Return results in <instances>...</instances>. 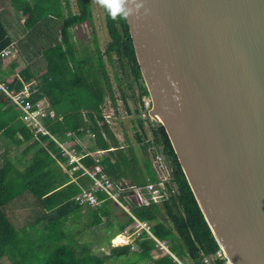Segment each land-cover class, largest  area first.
<instances>
[{
  "label": "water",
  "instance_id": "water-1",
  "mask_svg": "<svg viewBox=\"0 0 264 264\" xmlns=\"http://www.w3.org/2000/svg\"><path fill=\"white\" fill-rule=\"evenodd\" d=\"M126 6L149 113L219 248L229 264H264V0Z\"/></svg>",
  "mask_w": 264,
  "mask_h": 264
},
{
  "label": "trees",
  "instance_id": "trees-1",
  "mask_svg": "<svg viewBox=\"0 0 264 264\" xmlns=\"http://www.w3.org/2000/svg\"><path fill=\"white\" fill-rule=\"evenodd\" d=\"M75 3L77 13L70 12L66 17L58 15L61 19L59 34L55 37L52 47L43 49L42 56L46 66L40 74L39 84L32 85L33 81L30 80L32 66L24 65L20 70L21 78L13 79L12 87L8 86L18 91L28 83L34 88L33 90L30 88V92L33 91L31 93L33 100L41 98L48 100L50 107L62 115L61 119L48 123L50 131L60 139L63 138L65 130L73 131L76 136L84 132L83 129H78L85 127L81 110L86 111L90 119L88 127L94 132L96 147L107 149L109 145L105 142L102 132L104 134L105 131L107 136L111 133L100 111L103 95L102 89L98 86L100 79L97 77L96 68L91 67L87 58L83 61L85 66L82 68L75 67L70 71L67 64V58L71 60L73 57L68 44L69 28L84 21L92 24L89 0H75ZM103 12L109 36L103 54L113 67V78L124 107L134 116V139L142 152L148 153L149 146L159 147L171 167L172 178L169 181L175 186L176 191L161 199L159 204L150 202L148 205L132 203L126 198V193H121L120 201L128 208V212L120 208L119 215L115 214L118 207L116 203L102 192L95 193L100 201L98 205H79L74 201L73 196L89 186L88 176L82 170H74L69 175L67 169L72 165H62L66 159L61 155L58 145L47 137L33 138L29 129L18 118V111L0 92V137L4 136L15 148L23 146L21 156L27 160L23 168L17 169L7 158L6 151L3 152V161L1 160L0 164V257L10 258L15 264H21L25 258H29L27 264H38V262L39 264H101L102 260L92 254L85 243L81 244L73 240V234L65 230L67 223L77 222L81 217L85 220L84 228L93 231L112 230L110 234L112 237L125 227H132L134 225L132 216H134L140 221L147 222L151 234L157 240L164 242L176 257L186 256L192 264H202L200 253L213 255L219 249V245L193 195L164 127L159 124L149 128L151 133L149 140L143 130L141 97L148 95V91L136 60L126 18L117 16L113 19L104 6ZM92 41L97 51L98 67L105 77L104 80H107L95 35ZM9 43L10 39L0 24V50ZM126 73L130 79L127 78ZM122 81H125L127 95L121 88ZM106 87L109 88V84ZM133 89L137 90L136 97L129 92ZM127 100L135 103L133 109H130ZM93 112L97 119L102 121L100 127L93 118ZM110 139L114 144L111 145L114 150L107 152L108 154L101 158L100 164L110 178L118 179L125 175L124 169H129L131 166L134 170L138 164L131 150V158L127 157V160L124 151L119 150L117 142L111 135ZM112 152H115L117 157L111 162L109 156ZM82 162L84 165H89L92 160L86 156ZM150 163L148 159L144 166L151 175ZM131 171L130 169V173ZM150 179L157 178L150 177ZM143 182L145 181H140V185L144 184ZM26 192L33 197V202L39 208L30 219V225L28 223V227L40 228L41 234L33 238L27 237L26 225L21 228L24 233L20 234L21 231L15 228L5 212V207L9 203H13L17 197L28 194ZM20 199L25 198L16 201ZM120 217L121 221L117 219ZM83 229H79L78 232ZM135 245L136 249L132 253H135L137 259L149 257L150 264H174L166 253H159L157 257L150 255L158 248L155 240L144 230L135 240ZM78 247L80 250L77 249ZM42 251L44 254L40 260ZM108 252L109 255H103V258L126 255L130 252V247L116 245L109 247ZM225 260L223 257L215 258L213 264H224Z\"/></svg>",
  "mask_w": 264,
  "mask_h": 264
},
{
  "label": "rangeland",
  "instance_id": "rangeland-1",
  "mask_svg": "<svg viewBox=\"0 0 264 264\" xmlns=\"http://www.w3.org/2000/svg\"><path fill=\"white\" fill-rule=\"evenodd\" d=\"M71 1H72V8H73L72 12L77 13V7H76L75 0H71ZM89 6L91 10V23L92 24L90 25L88 21H84L81 24H76V25L71 26L68 30L69 32L68 44H69V47L71 48L72 55H73L71 60L67 58L68 68L70 71L75 69V67L82 68L83 66H85L83 61L86 60V58H87L88 63L91 65V67L93 66L94 69L96 68V72L98 74L97 77L98 79H100L98 82V86L102 89V95H103L102 101L100 103V109H101L100 111L105 114L104 116L106 117V120L108 121V123L106 124L112 127V129L116 132H120L123 130L124 134L125 132L129 133L130 134L129 140L131 139L132 141L131 143H133V145L135 146L136 141L134 139V136L131 135V131L133 129V126L135 125V122H134L135 119H133L134 116L132 113H129L126 111V108L124 107V104L122 103V100L120 98V92L113 78V71H112L113 67L109 64V62L106 60L103 54L104 47L106 43L109 41V36H108L106 25H105L103 6H101L97 2V0H89ZM62 16L64 17L65 15L62 14ZM93 35H95L96 37L97 47L99 50L98 53L102 57V62H103V66H104L105 73H106L105 76L107 80H104L105 77L104 75H102V72L100 68L98 67V63L96 59L97 51L92 41ZM60 44L62 45V47H64L62 42H60ZM116 68H118L117 65H116ZM127 78L130 79V76L128 74H127ZM107 84H109V88L106 87ZM121 88L123 89L124 93L127 95L128 91L125 86V81L121 82ZM129 92H132L134 94V97H136V93H137L136 89H133ZM127 104L129 105L130 109H133V107H135V103H133L132 100L131 101L127 100ZM139 106L141 108V104H139ZM136 107H138V104H136ZM143 125L147 130L148 128L147 124L143 123ZM120 127L122 129H120ZM149 133L148 135H150ZM104 135L107 136L105 131H104ZM1 137L3 139L0 138V141L2 142V144L5 143V150H6L7 158L11 162H13V164L16 166L17 169L23 168L27 164L26 163L27 160L21 156L23 146L15 148V146L11 142H9L4 136H1ZM110 142H111V139H110ZM138 150L139 149L137 148L136 153H139L140 150L139 151ZM125 153L128 155L127 148L125 149ZM146 154L151 157L150 153L149 154L147 152L143 153V155L145 156ZM1 160L3 161V156L0 159V164H1ZM18 160L20 161L16 162ZM142 162H143V159H142ZM62 165L64 166L65 163H62ZM138 166L139 165H136V168L132 170L133 172L135 171L134 172L135 176L133 178L134 180L132 181L130 180V182L132 183L136 182V180L137 181L139 180V182L143 181L146 178V175H149L147 168L144 165H143L144 168L142 166L140 167ZM150 169L152 170V168ZM89 183H90V180H89ZM13 188H15V186H13ZM21 197H25L26 200L20 199L16 201L15 199L13 203H9L5 207V212L9 216V219L12 220L15 228L18 229L19 231H21V228L24 225H26L25 228L27 230L25 233H27L28 238L39 236L41 234L39 232V229H40L39 227H36V226L28 227V223L30 225V219L35 215L36 211H38L39 208L37 204L33 202L34 199L29 193L24 194ZM116 205L118 206L116 207V210H115L116 215H119L120 208L128 212L127 207L122 208L119 204H116ZM117 219H119L120 221L122 220L121 217ZM84 222L85 220L81 217H80V220L77 222L69 221L67 223L65 230L73 234L74 236L73 240L76 241L77 243H81V244L85 243L90 248L89 249L90 252L102 260L101 264H150L149 257L137 259L135 253H132V251L136 249L135 243L133 244L132 247H130L129 245L130 252L126 255H122L119 257L103 258V255H109L108 248L112 247L109 244V241L107 242L109 237L105 235L106 233L105 231L107 229H103L101 231H98V230L93 231L91 229L84 228L85 226ZM77 228H80V229L84 228V229L80 232H77ZM125 228H129V227H125ZM23 233L24 232L21 231L20 234H23ZM77 249L80 250L79 247ZM159 253H161V250L156 249V251L151 252L150 255L157 257ZM40 254L41 255L39 259L41 260L44 252L42 251ZM182 257H181L182 260L187 261L188 263L192 264V262L190 261V259H188V257L186 256H182ZM28 261H29V258H25V261L22 262L21 264H27ZM0 264H15V263L10 258L0 257ZM90 264H94V263H90Z\"/></svg>",
  "mask_w": 264,
  "mask_h": 264
},
{
  "label": "crops",
  "instance_id": "crops-1",
  "mask_svg": "<svg viewBox=\"0 0 264 264\" xmlns=\"http://www.w3.org/2000/svg\"><path fill=\"white\" fill-rule=\"evenodd\" d=\"M72 11H73V8H72L71 0H0V24L3 26V29L5 30L7 37L10 39V43L4 48H10L12 52L11 56L6 57V58L5 57L0 58V82L12 87L13 79L17 77L21 78L20 70L24 68V65H29V66H32L30 69L32 73L30 76V80L33 81L32 85H34V83L39 84L40 74L44 71L45 66H46L45 60L43 59V56H42L43 49L52 47L54 44L55 37H57L59 34L61 19L58 15L60 14L62 16V14H64L65 15L64 17H66L70 12L73 14L76 13ZM24 85L29 86V88L32 87L28 83H25ZM31 89L33 90L34 88H31ZM32 90H31V93H33ZM41 99H44L49 105V102L46 98H41ZM56 114L58 118L48 121V123L61 119L62 115L58 113ZM101 122L102 121H100V123ZM81 128L84 130L83 126ZM108 128H109V131L111 132L110 135L117 142L119 150L124 151L123 154L126 155V158L127 157L131 158V155H130V150H131L133 153V156L136 158L137 164L139 165L138 167L140 166L143 167V165L147 162L148 159L151 162L150 168H152V173L151 175L150 174L146 175V178L143 181H145L146 179H149L150 177H154V179H156L159 176L166 173L165 165L162 162V160L159 162L155 160L156 161L155 163V161H153V159L150 156H148L147 154L146 156L143 155L144 152L142 153L138 143H136V145L134 146L133 143H131L132 142L131 139L129 140L130 138L129 133L125 132L124 134L123 130L120 132H116L109 125H108ZM120 129L122 128L120 127ZM143 130L145 131L147 135V139L149 140L151 137V133H149L150 129L147 128L146 130V128L143 127ZM64 132H66V130ZM88 133L89 134H87L84 131L80 136H76L74 133L75 136L73 139V145L76 150H81L84 148L87 151H94V150L99 149L98 147H96L95 135L93 136L90 135V133H94V132L89 129ZM148 133L150 135H148ZM110 135L107 137L102 132V136L105 142L109 145L107 149L113 148V146H111L113 144L110 142ZM131 135H133V129L131 131ZM63 139H66L69 143H72L71 139L67 138L65 135H63V138H61V140ZM126 148H127L128 155L125 153ZM137 148L140 150V151L138 150L139 153H136ZM149 149L152 150V153L154 154V156H161L160 149L158 146H155V147L149 146L147 148L148 153H150ZM103 150H106V149H103ZM5 151H6L5 143L2 144V142L0 141V159H1V156H3V152ZM109 151H112V150H109ZM107 154L108 153L105 152L101 156V158L106 156ZM87 157H90V156H87ZM116 157H117L116 153L112 152L111 155L109 156V159L112 162ZM82 159L80 160V162L85 167H90L93 164L92 158H91L92 163L89 165H84L82 162ZM142 159H143V162H142ZM63 163H65V165H69L66 163V161ZM72 166L71 167L68 166L69 168L67 169V171L69 175H71L74 170H82L80 168L73 169L74 167ZM130 169L133 170L131 166L129 169L128 168L124 169L125 175L121 176L118 179L111 178L112 182L114 184H120V185H124V184L140 185L139 180L138 181L136 180V182H133V183L130 182V180L131 181L134 180L133 179L134 176H132V174L135 175L134 173L135 171L134 172L131 171L132 173L131 174ZM83 173L86 174L84 171ZM19 198H25V197H17L16 199H19ZM126 198H127V193H126ZM119 202H120L119 205L122 208L126 207L122 204V202L120 201V198H119ZM79 229L80 228H77V232ZM105 232H106L105 235L110 238L111 236L110 234L112 230L105 231Z\"/></svg>",
  "mask_w": 264,
  "mask_h": 264
},
{
  "label": "built area",
  "instance_id": "built-area-1",
  "mask_svg": "<svg viewBox=\"0 0 264 264\" xmlns=\"http://www.w3.org/2000/svg\"><path fill=\"white\" fill-rule=\"evenodd\" d=\"M12 55L10 48H4L0 50V58H6ZM0 92L4 97L13 105V107L18 111V118L25 124V126L31 132L33 138L47 137L48 139L54 141L61 152V155L66 159V163L69 165H74L73 169H82L90 179L89 186L77 193L73 199L79 205H90L96 206L100 201L96 197V192H102L107 195V198L113 200L115 203L120 204L119 198L121 193H127V198L136 204L148 205L150 202L159 203L161 199L169 196L171 193H175L174 185L169 181L167 175L163 174L159 176L156 180L146 179L142 185H120L114 184L112 179L103 170L100 161L101 156L113 150L109 148L106 150L98 149L94 151H87L86 149L76 150L73 145L74 132L71 130H66L64 135L71 139L72 143H69L66 139L61 140L53 134L49 127L48 121L57 119L58 116L55 111L48 105L44 99H32V94L30 88L24 85L22 89L15 91L9 88L8 85L0 82ZM142 101V112L141 117L144 119L143 123H146L148 128L157 126V119L152 116L149 111L151 109V99L149 95H144L141 97ZM103 120H106L105 114L102 113ZM81 117L83 122L86 124L84 131L89 134L88 124L90 120L86 114V111L81 110ZM93 118L96 120L97 125L100 126V121L96 119V115L93 113ZM78 130H82L79 128ZM91 136L94 133H90ZM90 156L93 159V164L90 167H85L81 164L80 160L85 157ZM156 161H161V156H155ZM132 216V215H131ZM134 219V225L129 228L122 229L121 232L114 234L109 239V244L111 246L116 245H130L133 246L135 240L139 238L140 233L144 230L151 238L156 242L157 248L161 250V253H166L171 257L174 264H191L184 261L174 255L168 250L164 242L157 240L150 232V225L145 221H140L132 216ZM225 258V254L219 248L213 255H205L200 253V261L202 264H213L215 258ZM189 259V258H188ZM224 264H229L225 260Z\"/></svg>",
  "mask_w": 264,
  "mask_h": 264
},
{
  "label": "clouds",
  "instance_id": "clouds-1",
  "mask_svg": "<svg viewBox=\"0 0 264 264\" xmlns=\"http://www.w3.org/2000/svg\"><path fill=\"white\" fill-rule=\"evenodd\" d=\"M97 2L107 9L113 19L117 16L126 18L133 11L132 7H127L126 4L132 3L134 0H97Z\"/></svg>",
  "mask_w": 264,
  "mask_h": 264
}]
</instances>
